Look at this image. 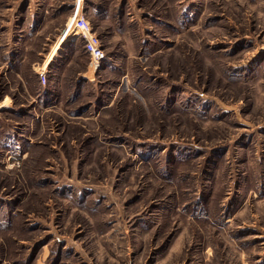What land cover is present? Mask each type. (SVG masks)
Masks as SVG:
<instances>
[{
  "label": "rangeland",
  "instance_id": "374dc122",
  "mask_svg": "<svg viewBox=\"0 0 264 264\" xmlns=\"http://www.w3.org/2000/svg\"><path fill=\"white\" fill-rule=\"evenodd\" d=\"M0 264H264V0H0Z\"/></svg>",
  "mask_w": 264,
  "mask_h": 264
},
{
  "label": "bare ground",
  "instance_id": "6f19581e",
  "mask_svg": "<svg viewBox=\"0 0 264 264\" xmlns=\"http://www.w3.org/2000/svg\"><path fill=\"white\" fill-rule=\"evenodd\" d=\"M76 28H78L79 30H75ZM75 30V31H73ZM71 31H73V33H77L78 31H80V33L82 35H85L86 31L83 27V24L80 21V16L76 15V18L73 21V24L71 25Z\"/></svg>",
  "mask_w": 264,
  "mask_h": 264
}]
</instances>
